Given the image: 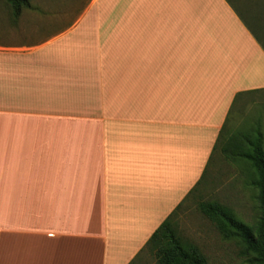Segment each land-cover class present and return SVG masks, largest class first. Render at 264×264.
<instances>
[{
	"label": "crops",
	"instance_id": "0c3cea01",
	"mask_svg": "<svg viewBox=\"0 0 264 264\" xmlns=\"http://www.w3.org/2000/svg\"><path fill=\"white\" fill-rule=\"evenodd\" d=\"M80 6L0 28V264H135L264 92V0Z\"/></svg>",
	"mask_w": 264,
	"mask_h": 264
},
{
	"label": "rangeland",
	"instance_id": "374dc122",
	"mask_svg": "<svg viewBox=\"0 0 264 264\" xmlns=\"http://www.w3.org/2000/svg\"><path fill=\"white\" fill-rule=\"evenodd\" d=\"M32 10H22L19 22L20 32L36 25L43 26L36 35L34 31H26L27 36L13 34L11 40L34 38L55 30L63 18L73 17L82 9L84 0H29ZM9 9L0 0V28L4 32L8 27ZM54 16L59 23H47L45 18ZM44 20L45 23L40 22ZM21 26V27H20ZM258 120L264 135V92L247 95L241 103H237L230 114L229 133L248 128L251 122ZM213 161L200 185L186 198L175 216V228L183 241L196 245L207 259L208 264H251L250 258L242 254L238 241L224 239L213 224L198 210L201 201H216L229 207L238 219L253 225L259 208L256 200L257 190L251 185L252 170L243 161L229 162L219 154ZM135 264H156L154 258L146 251Z\"/></svg>",
	"mask_w": 264,
	"mask_h": 264
},
{
	"label": "trees",
	"instance_id": "16d2710c",
	"mask_svg": "<svg viewBox=\"0 0 264 264\" xmlns=\"http://www.w3.org/2000/svg\"><path fill=\"white\" fill-rule=\"evenodd\" d=\"M3 1L9 9V18L14 25L22 10L34 8L29 0ZM231 112L217 135L212 154L219 153L229 162L243 161L249 166L252 170L251 185L257 190L259 216L253 225H248L238 219L229 207L216 201H201L197 208L224 239L239 242L242 254L250 258L251 264H264V135L258 120L251 122L244 130L229 133ZM204 172L197 186L202 182ZM195 189L193 188L189 195ZM185 200L186 198L183 202ZM183 202L156 228L141 250V253L148 252L156 264H208L196 245L183 241L177 234L175 216Z\"/></svg>",
	"mask_w": 264,
	"mask_h": 264
}]
</instances>
